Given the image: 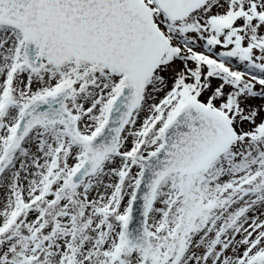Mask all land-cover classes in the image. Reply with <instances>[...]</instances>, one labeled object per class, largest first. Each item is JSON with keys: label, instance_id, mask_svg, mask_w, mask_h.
Instances as JSON below:
<instances>
[{"label": "snow or ice", "instance_id": "snow-or-ice-1", "mask_svg": "<svg viewBox=\"0 0 264 264\" xmlns=\"http://www.w3.org/2000/svg\"><path fill=\"white\" fill-rule=\"evenodd\" d=\"M0 264H264V0H0Z\"/></svg>", "mask_w": 264, "mask_h": 264}]
</instances>
